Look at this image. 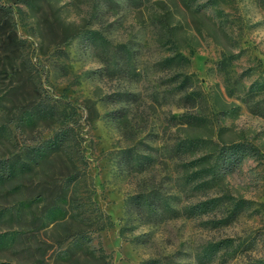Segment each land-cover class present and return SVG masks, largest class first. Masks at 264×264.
Returning a JSON list of instances; mask_svg holds the SVG:
<instances>
[{"label":"rangeland","instance_id":"obj_1","mask_svg":"<svg viewBox=\"0 0 264 264\" xmlns=\"http://www.w3.org/2000/svg\"><path fill=\"white\" fill-rule=\"evenodd\" d=\"M12 65L19 67L14 74ZM184 81L197 93L195 107L182 99ZM120 91L134 100L115 103ZM39 106L53 108L54 118L37 117ZM183 112L198 122L184 124ZM67 120L75 122L68 150L81 173L70 190L90 218L93 239L63 260L58 240L83 225L36 231L18 222L17 211L42 215L45 223L52 216L42 204H19L29 190L1 196L14 185L6 184L0 264H88L93 252L104 253L107 264H243L264 257V0H0V159H39L30 148ZM186 135L203 138L207 148L236 139L259 149L221 180L219 189L250 201L226 225L212 228L208 216L148 222L130 203L150 190L170 208L198 198L185 191L175 154ZM72 168L67 155L55 153L32 173L63 178ZM13 201L12 212L3 211ZM225 237L249 246L207 261V243Z\"/></svg>","mask_w":264,"mask_h":264},{"label":"trees","instance_id":"obj_2","mask_svg":"<svg viewBox=\"0 0 264 264\" xmlns=\"http://www.w3.org/2000/svg\"><path fill=\"white\" fill-rule=\"evenodd\" d=\"M93 31L92 34H96ZM94 40L96 38L94 37ZM175 54L166 57L163 60L164 64H170L175 60ZM19 67L12 65L10 67L11 74L17 72ZM128 68L126 71L128 72ZM190 85L185 81L180 86V91L185 92L182 99L191 107H195L198 102L197 93L193 90L188 92ZM135 98L132 92L120 91L114 95L115 103L130 102ZM37 117L54 118V109L46 106H39L36 111ZM116 118H124V115L117 111ZM179 118L184 124H195L197 118L193 113L183 112ZM75 122L67 120L61 123L53 135L46 140L45 144L38 147H32L35 154H38L39 159L35 155L27 160L20 161L15 157H6L0 159V188H5L6 184H14L11 188L4 190L1 196L7 194L19 193L24 190H29L28 195L19 201L21 206L33 208L38 204H42L43 209H50L52 219L49 223H45L42 215H31L25 212L20 214L17 210V216L13 217L18 222L24 220L26 224L34 226V230L46 228L49 225L53 227L60 224H68L73 221H79L83 226L76 232H70L62 236L57 243L60 246V258L68 261L77 251L85 250L87 244L92 241V229H90V218L82 215L78 211L79 206L74 205L76 197L70 190V185L74 184L80 178V165L77 161L70 157L71 151L68 150L69 143L73 139V130ZM176 156L181 162V167L185 175L184 184L185 191L190 196H198L195 201H191L181 209L170 208L154 191H139L130 197L131 205L136 208L137 212L142 216H146L145 220L158 221L166 218H174L178 216L200 217L208 216L205 221L206 225L212 228L221 225H226L241 213L248 210L250 201L241 196L235 195L227 189L221 188V180L224 176L234 172L242 163L246 156H256L259 154V149L254 144L232 139L223 141L222 143H213L208 148L204 139L198 136L186 135L179 139L175 144ZM62 153L68 156L70 164L73 166L72 171L66 173L59 178L53 177L44 178V176L34 175L32 172L37 170L40 172L42 159L47 155ZM214 192H210L215 188ZM53 187L48 193L49 188ZM3 211L12 209L16 206V202L5 204ZM77 209V210H75ZM152 212L154 214L152 215ZM159 212H161L159 214ZM5 213V212H4ZM1 212V214H4ZM19 213V214H18ZM0 214V215H1ZM30 215V219L27 220ZM24 218V219H23ZM3 218L0 216V221ZM70 240V242L62 247L61 244ZM235 238L225 237L219 240H212L205 246L204 256L207 261L215 257L219 251L233 257L236 253L242 252L249 246L245 241L239 240L235 243ZM39 246V245H38ZM40 248V247H37ZM93 262L88 264H107L104 253L95 255L92 253ZM154 261H149L153 263ZM87 264V263H82ZM243 264H264V257L250 258Z\"/></svg>","mask_w":264,"mask_h":264}]
</instances>
